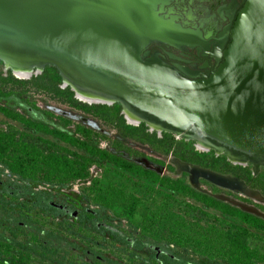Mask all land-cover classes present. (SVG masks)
Wrapping results in <instances>:
<instances>
[{
    "label": "rangeland",
    "instance_id": "1",
    "mask_svg": "<svg viewBox=\"0 0 264 264\" xmlns=\"http://www.w3.org/2000/svg\"><path fill=\"white\" fill-rule=\"evenodd\" d=\"M5 66L0 59V107H9L24 117L42 121L160 177L179 179L198 192L264 220V194L251 186L264 182L263 169L252 173L251 165L240 164L237 173L226 171V163L230 162L225 155L216 156L215 150H202L195 140L177 131H156L144 122L130 124L118 102L82 101L64 84L60 74L58 87L71 92L73 99L105 108L88 111L81 105H72L65 93L47 88L45 80L30 81L42 71L22 78ZM10 75L28 82L11 81ZM116 104L120 105L118 113L110 108ZM119 118L140 130L127 132L118 126ZM1 128L26 129L3 116L0 110ZM81 129H85V135L80 133ZM71 149L83 152L78 147ZM89 167L86 178L55 184L23 179L0 164V239L12 252L29 250L28 264H232L224 255L222 245L238 235L255 251L252 262L264 264V257L261 259V255L264 256L263 229L111 161L95 157ZM185 167L237 180L243 189L222 187L202 177L197 183H191L190 172ZM95 181L101 188L121 191L111 207L96 205L90 191ZM128 197L138 200L131 216ZM148 213H153L155 219L146 226L144 219ZM170 218L189 225L198 223L202 229L211 230L213 240L208 246L172 242L167 235ZM0 253L4 257L8 255L3 249Z\"/></svg>",
    "mask_w": 264,
    "mask_h": 264
},
{
    "label": "water",
    "instance_id": "2",
    "mask_svg": "<svg viewBox=\"0 0 264 264\" xmlns=\"http://www.w3.org/2000/svg\"><path fill=\"white\" fill-rule=\"evenodd\" d=\"M167 2L0 0V59L40 72L52 65L61 77L112 97L162 128L164 122L177 132H198L227 148L264 155V0H244L221 62L205 77L180 76L160 59L145 57L152 42L192 46L187 30L159 15L157 5ZM185 170L191 183L202 177L243 189L237 180Z\"/></svg>",
    "mask_w": 264,
    "mask_h": 264
},
{
    "label": "trees",
    "instance_id": "3",
    "mask_svg": "<svg viewBox=\"0 0 264 264\" xmlns=\"http://www.w3.org/2000/svg\"><path fill=\"white\" fill-rule=\"evenodd\" d=\"M2 60V59H1ZM14 82H28L25 80L17 79L13 76L8 77ZM37 80L47 83V88H52L56 93H65L67 101L72 105H81L87 108L88 111H98L105 108L104 105L94 104L86 105L85 103L78 102L72 98V93L68 90L60 89V76L57 69L52 65H47L43 68L42 73L32 78L30 81L36 82ZM44 83L43 86H44ZM114 112L118 113L120 105L116 104L110 107ZM3 116L22 124L26 129H0V164L14 175H18L23 179L42 181L46 183L67 184L76 179L86 178L89 174V166L93 158L98 157L101 160L111 161L116 165L126 169L130 172L143 175L154 182H159L161 185L170 190L185 193L200 201L201 203L214 207L219 211L232 214L239 217L242 221L254 227L264 230V220L255 215L249 214L245 211L239 210L233 206L223 203L213 197L192 189L187 183L179 180L172 179L167 176H159L157 173L140 167L132 162L108 152L107 150L100 149L90 143L80 140L78 137L68 134L67 132L60 131L55 127H49L48 124L24 117L16 110L9 107H0ZM118 126L125 129L127 132H135L139 128L126 125L122 118H119ZM29 129V130H28ZM32 131L41 132L52 138L42 137L34 134ZM85 129H81L80 133L85 135ZM87 131V130H86ZM148 135V133H145ZM163 142V139H158ZM78 147L83 152L73 151L71 147ZM226 171L237 173L239 167L232 166L226 163ZM253 181V179H251ZM260 184L264 182L252 184L254 188H258L264 194V187ZM90 191L93 194V200L96 205L103 207H111L121 191H116L111 188H101L96 181L91 184ZM129 201V215L131 216L138 205V200L135 197H128ZM155 219L153 213H148L144 219L146 226ZM167 235L172 242L176 244H183L191 242L196 246H208L213 240L211 230L202 229L198 223L189 225L188 223L179 219L170 218ZM218 236V235H216ZM222 251L227 256L232 264H254L252 258L255 256L253 251L243 239L238 235H233L229 238L227 243L222 245ZM0 249L5 250L7 257L0 253V264H28L31 253L29 250H16L12 252L9 245L0 239ZM220 251V249H219ZM260 257V255H258ZM258 257V258H259ZM264 256L261 255V259ZM58 264V263H55Z\"/></svg>",
    "mask_w": 264,
    "mask_h": 264
},
{
    "label": "flooded vegetation",
    "instance_id": "4",
    "mask_svg": "<svg viewBox=\"0 0 264 264\" xmlns=\"http://www.w3.org/2000/svg\"><path fill=\"white\" fill-rule=\"evenodd\" d=\"M243 3L244 0H168L161 7L157 5L156 9H161L158 13L163 19L172 20L187 30L189 38L192 40V46L176 48L160 42H152L147 47L145 57L154 56L160 59L166 67L180 76L187 77V73H193L199 77L208 76L222 60V49L230 41L229 30ZM142 115L153 119L150 115ZM161 124L164 131H179L169 124L163 122ZM180 132L188 134L185 131ZM208 142L221 148L224 153L216 152L215 155H225L232 166L240 167L249 164L252 173L259 168L264 170V155H249L227 148L212 140H208ZM210 150L214 151L215 149L208 151ZM227 153L242 159L244 164L233 163ZM96 257L99 258L98 255Z\"/></svg>",
    "mask_w": 264,
    "mask_h": 264
},
{
    "label": "bare ground",
    "instance_id": "5",
    "mask_svg": "<svg viewBox=\"0 0 264 264\" xmlns=\"http://www.w3.org/2000/svg\"><path fill=\"white\" fill-rule=\"evenodd\" d=\"M1 59L6 63V67L11 68L13 70V72L18 77L27 78L36 72H40V68H38L35 71V68L31 69L27 65L15 63L14 61H12L11 59H9L7 57H2ZM62 78H63L64 84L66 86H70L72 88V90L75 92L77 98L82 100V101H85L88 103H104V104H114L116 102L112 97H110L106 94L97 92L95 90H92L88 87H84V86L76 83L72 79H70L68 76H63ZM123 113L125 114L128 122L130 124L136 125L138 123L145 122L153 130L160 131V132L162 130L164 131V129L161 127V125H159L153 121H146L145 119H143L141 117V115H139L138 113H136L135 111H133L130 108L123 106ZM178 133L180 135H183L186 138L195 140L197 142L198 147L202 150L215 149L217 153H224L221 148L216 147V146L212 145L211 143H209L207 141V139H205L203 134H201V133H198V132H196L194 134H185L182 132H178ZM227 156L230 159V161H232L233 163L244 164V161L242 159L235 158L228 153H227Z\"/></svg>",
    "mask_w": 264,
    "mask_h": 264
},
{
    "label": "built area",
    "instance_id": "6",
    "mask_svg": "<svg viewBox=\"0 0 264 264\" xmlns=\"http://www.w3.org/2000/svg\"><path fill=\"white\" fill-rule=\"evenodd\" d=\"M90 168V167H89Z\"/></svg>",
    "mask_w": 264,
    "mask_h": 264
}]
</instances>
